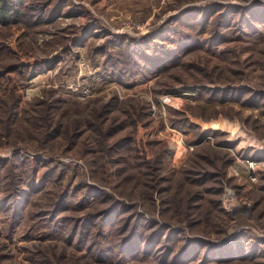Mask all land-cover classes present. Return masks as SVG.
Returning a JSON list of instances; mask_svg holds the SVG:
<instances>
[{
    "label": "rangeland",
    "instance_id": "rangeland-1",
    "mask_svg": "<svg viewBox=\"0 0 264 264\" xmlns=\"http://www.w3.org/2000/svg\"><path fill=\"white\" fill-rule=\"evenodd\" d=\"M251 6L264 0L15 6L0 24V264H264Z\"/></svg>",
    "mask_w": 264,
    "mask_h": 264
},
{
    "label": "trees",
    "instance_id": "trees-1",
    "mask_svg": "<svg viewBox=\"0 0 264 264\" xmlns=\"http://www.w3.org/2000/svg\"><path fill=\"white\" fill-rule=\"evenodd\" d=\"M24 0H12V3H9L8 1L6 0H0V24L1 25H6L8 23H10L12 20H14L18 15V11H17V8L15 6H20L22 5ZM260 6H251L250 8H247V10H249V12L251 11L250 15H252V17H250L251 19H256V20H259L260 22H264V7H260V10H254L256 8H259ZM252 10H254L252 12ZM248 12V13H249ZM257 12L256 15H253V13ZM25 22H29L28 19H24ZM50 134L49 133L47 136L50 137ZM236 137V136H235ZM245 148H248L245 147ZM262 154V153H261ZM260 155V154H259ZM16 161V160H15ZM4 160H0V164H3ZM14 161H9L8 163H13ZM17 191L16 189L14 190V192ZM18 193V192H17ZM20 198V197H19ZM18 201V200H17ZM3 203H0V206H2ZM15 208V207H14ZM108 210V213L105 215V217H107L109 214L110 215V218H109V222H112V217L115 216V214L117 213V210L115 208H109L107 209ZM53 215V214H52ZM19 218V215H18V211L17 210H14V213L12 214V217H11V222H10V227H13L15 224H16V219ZM13 220V221H12ZM107 220V219H106ZM124 226H120V228H123ZM82 235V232L80 233V236ZM134 235V230H132V236ZM155 235V234H154ZM149 239H153V233H150L148 235ZM130 239H125L122 243H121V247L123 248V250H128V251H131L132 253L130 255H133L134 253V250H131L130 249V245H128V241ZM205 243V242H203ZM188 244H190L189 241H186L184 243V245L182 246L181 248V254H182V258L184 261H186L187 259V252H188ZM202 243L200 242L199 243V248L202 247L201 245ZM206 244V243H205ZM154 247V243H152V241H150L149 245L147 246L146 245V248L143 250V253L144 255L142 257H145V255L148 254V252L150 250H152V248ZM167 249V248H166ZM164 250L166 251L167 253L168 252H171L170 249H167V250ZM166 253V254H167ZM134 256V255H133ZM170 258V253H169V257ZM208 257L205 258V260H203L202 258V262L200 264H206L209 262V260L207 259Z\"/></svg>",
    "mask_w": 264,
    "mask_h": 264
},
{
    "label": "bare ground",
    "instance_id": "bare-ground-1",
    "mask_svg": "<svg viewBox=\"0 0 264 264\" xmlns=\"http://www.w3.org/2000/svg\"><path fill=\"white\" fill-rule=\"evenodd\" d=\"M249 135H250V134H249ZM250 136L252 137V135H250ZM252 138H253V137H252ZM254 143H256L255 140H254L253 142H251V145H253ZM251 145H250V146H251Z\"/></svg>",
    "mask_w": 264,
    "mask_h": 264
},
{
    "label": "built area",
    "instance_id": "built-area-1",
    "mask_svg": "<svg viewBox=\"0 0 264 264\" xmlns=\"http://www.w3.org/2000/svg\"><path fill=\"white\" fill-rule=\"evenodd\" d=\"M252 168H253V167H252V166H250V169H251V170H252Z\"/></svg>",
    "mask_w": 264,
    "mask_h": 264
}]
</instances>
